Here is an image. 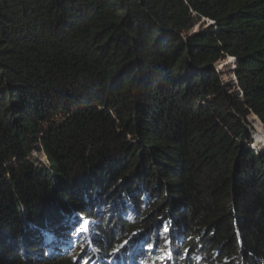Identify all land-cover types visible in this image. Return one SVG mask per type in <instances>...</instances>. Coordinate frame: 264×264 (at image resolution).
Listing matches in <instances>:
<instances>
[{
  "label": "trees",
  "instance_id": "16d2710c",
  "mask_svg": "<svg viewBox=\"0 0 264 264\" xmlns=\"http://www.w3.org/2000/svg\"><path fill=\"white\" fill-rule=\"evenodd\" d=\"M194 18L213 25L183 35ZM249 114L264 127V0H0V264H264Z\"/></svg>",
  "mask_w": 264,
  "mask_h": 264
},
{
  "label": "rangeland",
  "instance_id": "374dc122",
  "mask_svg": "<svg viewBox=\"0 0 264 264\" xmlns=\"http://www.w3.org/2000/svg\"><path fill=\"white\" fill-rule=\"evenodd\" d=\"M194 17V16H192ZM207 19H204V18H199L198 20H196L195 18L193 19V25H191L192 27L188 30H184L182 32L183 35H186L187 33H193V32H197L198 30H208V27H211L212 25L209 23V20L206 21ZM226 60L223 59V60H219L216 64H215V71L218 75V78L220 81H222L223 85H229V84H234L235 85V82L233 81L232 79V68H233V64H226V65H223V61ZM237 88L236 89H233L234 92H236ZM205 100H209L212 104H214L217 108V110H219L220 112H222L221 116L224 118L226 117L228 114L232 113L231 109L223 104L222 102H220V100H215V97H212V96H207V98ZM203 100V101H205ZM212 106V105H211ZM251 115L249 114L244 122L240 121L241 123H243V126H244V129L242 131V138L244 140V142H246V139L247 137L249 136L251 138V143H250V149H252V151L254 153H260L262 151H264V127L260 124L256 122L257 118L254 116V119L253 120H249L248 117H250ZM252 117V116H251ZM258 121V120H257ZM256 124H258V126L261 128V131H262V134H263V137L260 139V142L259 144L257 143L258 141L255 139V134H256ZM238 131V130H237ZM34 155V154H33ZM33 158H35L37 160V156H32L30 158L27 159V161L31 162L34 166H35V163H37ZM40 164L37 163L35 167H37V169L39 168ZM44 166L47 168L48 167V164L45 163ZM108 192L110 193V189L108 188ZM108 194L105 195V197H99L98 194H96V197L93 198L91 201H84L82 203H90L92 204L93 206L98 204V200L96 198H99V200H103L102 198H106ZM57 198H61V195H57ZM162 199V198H161ZM159 197H157V201L160 203L162 200H161ZM66 200V199H65ZM118 200L119 202L122 201L123 199H117V198H113L112 200H109L107 203V210L109 211L112 207V204ZM95 201V203H94ZM81 203V201H80ZM100 204H103L104 201H101L99 202ZM142 206L138 207L137 206V210H139ZM58 209H61V208H58ZM89 211H91L94 215H96L97 217H100V213L98 211V207L95 206L93 208H88ZM90 212V213H91ZM75 215L78 216V213L74 212ZM92 214V215H93ZM92 216L94 219L96 220H99L100 218H96L95 216ZM105 219H107V214H103ZM23 223L24 225L26 226H30V225H34L33 222L30 221L29 218H25V215L23 214ZM75 219V218H74ZM40 222L37 223L38 225H40ZM92 222V221H91ZM67 223H71L73 225H75V227H73L70 231V239H68L66 236H64V239H67L70 243H74L76 240H75V235L77 233V231H81L85 234V241L82 243V246L84 248H86L88 246V241L90 239H93V233H88V230L86 228H88L90 225V221L87 220L86 218H84L83 216H79V219H75L74 221H71V222H61V225L62 226H66ZM57 227V224L53 221V225H52V228L53 229H56ZM147 228V227H146ZM85 229V230H84ZM89 229V228H88ZM90 230V229H89ZM1 256V254H0ZM92 260V259H91Z\"/></svg>",
  "mask_w": 264,
  "mask_h": 264
},
{
  "label": "water",
  "instance_id": "95a60500",
  "mask_svg": "<svg viewBox=\"0 0 264 264\" xmlns=\"http://www.w3.org/2000/svg\"><path fill=\"white\" fill-rule=\"evenodd\" d=\"M235 66H236V61L233 60V68H232V70H233V76H232V77H233V78H232V79H234V80H235V74H234ZM235 81H236V80H235ZM257 120H258V119H257ZM33 154H34V155H33ZM32 156H37V160H36L35 158H33V159H34L37 163L40 164V166H39L38 169L43 170V171H49V170H50V165H49L48 159H47L45 153H44L41 149H39V151H34V150H32V152L30 153V157H32ZM31 162H33V161H31ZM37 163H35V166H36ZM45 163L48 164V167H47V168L44 166Z\"/></svg>",
  "mask_w": 264,
  "mask_h": 264
},
{
  "label": "built area",
  "instance_id": "2783aa9c",
  "mask_svg": "<svg viewBox=\"0 0 264 264\" xmlns=\"http://www.w3.org/2000/svg\"><path fill=\"white\" fill-rule=\"evenodd\" d=\"M206 21H208V20H206ZM209 23H210L211 25H213V22H212V21H209Z\"/></svg>",
  "mask_w": 264,
  "mask_h": 264
}]
</instances>
